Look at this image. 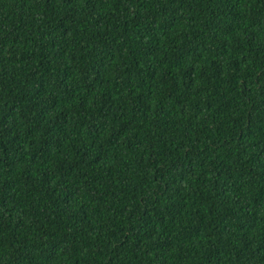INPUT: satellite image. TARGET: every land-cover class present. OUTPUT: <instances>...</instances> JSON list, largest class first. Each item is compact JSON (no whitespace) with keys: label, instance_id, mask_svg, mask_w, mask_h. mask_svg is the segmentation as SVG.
Returning <instances> with one entry per match:
<instances>
[{"label":"trees","instance_id":"obj_1","mask_svg":"<svg viewBox=\"0 0 264 264\" xmlns=\"http://www.w3.org/2000/svg\"><path fill=\"white\" fill-rule=\"evenodd\" d=\"M0 264H264V0H0Z\"/></svg>","mask_w":264,"mask_h":264}]
</instances>
